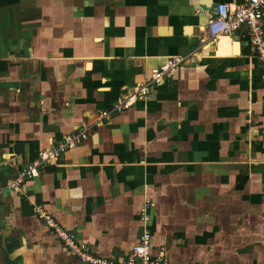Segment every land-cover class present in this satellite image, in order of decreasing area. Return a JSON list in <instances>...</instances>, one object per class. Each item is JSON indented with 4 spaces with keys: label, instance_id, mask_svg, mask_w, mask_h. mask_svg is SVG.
Returning a JSON list of instances; mask_svg holds the SVG:
<instances>
[{
    "label": "crops",
    "instance_id": "1",
    "mask_svg": "<svg viewBox=\"0 0 264 264\" xmlns=\"http://www.w3.org/2000/svg\"><path fill=\"white\" fill-rule=\"evenodd\" d=\"M240 2L0 0V264H82L37 208L117 263L148 230L169 264H264L262 71L245 28L205 39Z\"/></svg>",
    "mask_w": 264,
    "mask_h": 264
},
{
    "label": "built area",
    "instance_id": "2",
    "mask_svg": "<svg viewBox=\"0 0 264 264\" xmlns=\"http://www.w3.org/2000/svg\"><path fill=\"white\" fill-rule=\"evenodd\" d=\"M264 0H241L240 3L230 6L227 3L217 4L215 13L209 18L205 39L211 42L216 41L221 36H230L242 28H245L246 36L251 44L261 71L262 80L264 81ZM204 41V40H203ZM176 65L172 62L166 68L153 72L151 78L145 83L134 88L127 94L114 109L120 110L126 106L131 99L149 98L150 88L153 84L159 83L163 76ZM264 103V99H263ZM111 112L102 111L99 113L100 118H106ZM86 137L84 132H79L65 136L61 142L53 146L50 150V156L58 158L65 150L71 148L78 143L79 140ZM48 156L33 163L27 169L21 171L15 178L8 180L6 187L12 190H18L19 186L26 180L37 175V168L41 161L47 160ZM37 217L52 231L59 242L67 249V251L82 264H169L162 253L151 255L152 248L151 235L148 230H144L139 241L133 245L127 257L117 263L107 258L98 257L90 253L87 247L78 244L74 236L66 229L60 226L55 218L45 212L42 208L35 211ZM143 221H147L148 217L143 212Z\"/></svg>",
    "mask_w": 264,
    "mask_h": 264
}]
</instances>
